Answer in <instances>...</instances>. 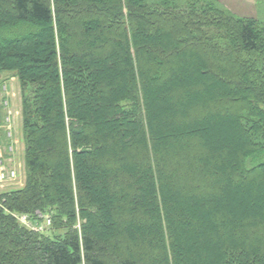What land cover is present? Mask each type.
Masks as SVG:
<instances>
[{
	"label": "trees",
	"instance_id": "16d2710c",
	"mask_svg": "<svg viewBox=\"0 0 264 264\" xmlns=\"http://www.w3.org/2000/svg\"><path fill=\"white\" fill-rule=\"evenodd\" d=\"M121 57L126 77L112 82V67L98 71ZM4 71L16 74L23 91L26 182L0 194V264H264V218L235 223L227 207L247 203L246 190L242 196L228 185L264 188V22L218 0H0ZM187 74L206 80L189 88L180 83ZM174 84L168 98L180 122L201 127L232 116L244 138L231 148L235 166L224 162L227 151L208 153L189 131L170 127L182 140L165 141L150 98ZM214 86L212 109L190 106L192 90ZM219 196L227 201L220 209H170ZM200 206L213 237L229 233L232 241L209 245L208 256L192 261L181 238L191 234L198 244L203 226L192 211ZM15 215L36 224L50 217L52 225L35 231Z\"/></svg>",
	"mask_w": 264,
	"mask_h": 264
},
{
	"label": "rangeland",
	"instance_id": "374dc122",
	"mask_svg": "<svg viewBox=\"0 0 264 264\" xmlns=\"http://www.w3.org/2000/svg\"><path fill=\"white\" fill-rule=\"evenodd\" d=\"M219 3L225 7L226 9L232 11L233 13H235L237 16H241V17H255L256 19L264 22V0H218ZM149 42L152 43H158L161 42V39L158 38H154L153 36H149ZM188 59H190L191 61H194L195 59L193 58V56L190 58L189 56L187 57ZM180 59V58H179ZM124 57L121 58H117L114 60V63L112 65V63L109 60L105 61V64H100L98 67V71L99 72H104L106 71L107 67H112L113 69H111V73H112V82L113 79L114 81H117L118 78L120 77H126V73L123 71L122 68H120L121 66L124 65ZM181 62V70H183L185 68V61ZM179 62V63H180ZM115 65H118L115 68ZM182 73V71H181ZM184 74V73H183ZM103 78V77H102ZM102 78L100 80H102ZM104 80H106V82H108L110 79L107 78ZM205 78L200 77L198 74H194V75H182L181 79H180V83L189 87V86H195L197 85V83H200L201 81H205ZM110 83V81L108 82V84ZM120 83V82H119ZM111 84V83H110ZM115 85V84H114ZM175 85H169L168 88L166 89H161L159 88L158 90H156L159 94L158 97H151L150 98V103H151V115H152V119H154V121H158V119H160L161 121V125L159 126V129H166V134L163 135L165 141L167 143L170 144H175L176 140H182L181 137H177V133L174 132V130L178 129V130H182V131H189L192 134H188L190 137L194 136V135H198L200 137L201 140H203L208 148L206 149V151L208 153H211L213 155H217V154H221L224 151H227L226 153V157L224 158V162L227 160L228 162H230V166H235L234 163V156L231 152V148H233V146L235 145L237 147V149H239L240 147H243L244 145V138L241 135V133L239 132V130L237 129L236 126H234V124L229 120V118H232V116H220V117H212L209 119H206V123L203 124V126L198 127L195 124H197V122H188L186 123V120L183 122H180L178 119V112L177 111V107L174 106V103L172 102L171 98H168V95L171 94V89L175 88ZM117 89L119 88V84H116L115 86ZM190 88V87H189ZM31 89H33V86L29 85V91L28 94L30 93ZM218 90V87L214 86V88H206V91L202 94H198L197 91H191V93H194V95H196L197 100L194 101L193 103H191V107L195 106V105H199L202 104V107L204 108H209V101L211 98H213V96H215V92ZM22 89H21V85L20 82L18 80V78L16 77V74L14 72H10V71H4L2 72V74L0 75V122H6L7 119H11V120H15V122H18V127L12 130H8V132L5 133V130L8 129V127L0 124L2 126V131L1 134L4 135L1 137V142H6V144H13L16 143L15 145V152H16V157L19 154V158H21V154H20V147H22L21 149V153H23V149H24V144L22 141L23 138V133L21 130V108H22ZM202 97V98H201ZM201 101V102H200ZM89 102V99L86 100L85 104ZM217 108L219 109H223L221 104L219 105L218 102H216ZM105 107H107L105 105V103H102V105H100L98 108V110H103L105 109ZM212 108H209V110ZM94 110V109H93ZM208 112V110L206 111ZM205 112V113H206ZM185 114L187 115V113L185 112ZM198 115V114H197ZM228 115V114H227ZM203 116V115H202ZM200 116V117H202ZM203 120V119H202ZM229 120V121H228ZM177 121V122H174ZM106 125L114 130L115 129V125H114V121H106ZM201 123V122H200ZM174 125V126H173ZM15 126V125H14ZM187 126H189L191 129H188ZM170 127H176V129H169ZM158 128V127H157ZM158 130V129H157ZM156 130V132H157ZM205 131L208 132L207 136V132L205 133ZM11 134L14 139L12 140H8V135ZM18 136L21 138L20 141H18ZM205 137H208V141ZM45 141L49 142V139H45ZM43 143V142H42ZM41 143V144H42ZM46 145V142L45 144ZM20 146V147H19ZM202 155V154H201ZM198 155L197 158H203V156ZM23 156V155H22ZM20 163L23 164L22 159L20 160ZM232 163V164H231ZM17 166L18 163H17ZM90 175H92L91 171H89ZM25 180V173L24 171L22 172V177L20 178L19 181H17V184L15 186H9L7 189L3 190L2 192H7L10 190H16V189H20L22 188V183ZM26 182V181H25ZM173 188L172 191L174 194H176V186L173 184V182H171ZM238 187V188H235ZM228 191L231 192H239L240 194L243 193L242 196H246V205L244 206L245 209H241L238 206V202H234L231 205H227V201L221 199L223 196H219L218 198H215L216 200L213 201V197L212 198H208L205 201L201 198H194L195 200H190L188 201L187 206L183 205V206H177V207H170V209H172L175 212H180V214L182 213L183 209L184 211H188L189 214V210L187 209H193L195 211V207H197L198 203H200L201 205H203V207L205 206V204H212L214 206H218L217 208L220 209V206L223 208V206L227 205L228 207V211H230V213H232V215H234V220L232 222L235 223H240V222H244L246 220H250L252 218V220H254L255 222L259 219V218H264V199L262 198L264 195V188L261 186H255V185H250V186H246L243 184H236V185H228L227 187ZM245 190H246V194H245ZM210 193V192H209ZM225 194V193H224ZM245 194V195H244ZM262 195V196H261ZM180 197V194L178 195ZM185 196V195H184ZM258 196V199H257ZM259 196L261 197V200H259ZM181 198V197H180ZM186 199V197H184ZM108 199V197H107ZM183 199V198H182ZM142 200H147L145 195L143 197ZM225 201V202H224ZM112 203V201H111ZM110 204V203H109ZM248 205V207H247ZM207 210V209H206ZM192 211V214L194 216H198V221L200 224H202L203 229V235L199 236L197 235L196 239H197V245H194V243H192L190 241V239L192 238L193 235L191 234H186L184 235L183 239L181 237L178 236V238H181V240L184 243V245L182 246V251H183V255L184 258L186 256L187 253H193L191 254L192 261L193 259H197L199 257V259L201 257H205L208 256V246L209 245H218L219 244H225L228 241H232L230 237H227L229 235V233H227V236L224 237L220 236V238L217 237H213V232L211 229L210 224H208L207 220H206V216L204 214V211L202 212L201 206L199 207V212H194ZM208 211V210H207ZM216 213V211H214ZM195 213V214H194ZM187 214V213H186ZM187 214V215H188ZM211 214L208 213V218L210 219ZM102 223L104 222L106 225H108L109 227H114L115 223L114 220L112 219V216H101V220ZM226 225V224H225ZM103 230V229H100ZM59 233V232H58ZM142 235L147 236L148 235V231L147 230H142L141 231ZM184 233V232H183ZM190 233V231H189ZM216 238V239H215ZM227 240V242H226ZM207 254H204V251ZM182 254V253H180ZM190 254H187L188 256H190ZM181 255V256H183ZM189 259V258H188Z\"/></svg>",
	"mask_w": 264,
	"mask_h": 264
},
{
	"label": "built area",
	"instance_id": "2783aa9c",
	"mask_svg": "<svg viewBox=\"0 0 264 264\" xmlns=\"http://www.w3.org/2000/svg\"><path fill=\"white\" fill-rule=\"evenodd\" d=\"M12 176H14V172L11 173ZM6 172L5 170L3 171V169L0 170V181L4 180L6 178Z\"/></svg>",
	"mask_w": 264,
	"mask_h": 264
},
{
	"label": "crops",
	"instance_id": "0c3cea01",
	"mask_svg": "<svg viewBox=\"0 0 264 264\" xmlns=\"http://www.w3.org/2000/svg\"><path fill=\"white\" fill-rule=\"evenodd\" d=\"M21 126V125H20ZM18 127V122L16 123V127L15 128H17ZM20 137L18 136V141H20ZM21 142V141H20ZM24 144V143H23ZM20 147V146H19ZM22 147H20V154H21V158H20V160L22 159V155H23V153H21V149ZM23 151H24V149H23ZM17 162H19V154L17 155Z\"/></svg>",
	"mask_w": 264,
	"mask_h": 264
}]
</instances>
